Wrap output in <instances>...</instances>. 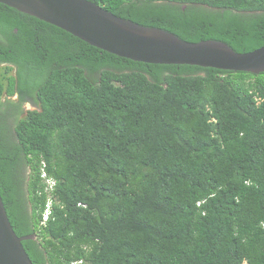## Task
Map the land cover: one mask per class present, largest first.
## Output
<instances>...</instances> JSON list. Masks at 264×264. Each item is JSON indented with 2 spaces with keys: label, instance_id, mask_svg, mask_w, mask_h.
Here are the masks:
<instances>
[{
  "label": "trees",
  "instance_id": "1",
  "mask_svg": "<svg viewBox=\"0 0 264 264\" xmlns=\"http://www.w3.org/2000/svg\"><path fill=\"white\" fill-rule=\"evenodd\" d=\"M90 1L264 46V0ZM0 193L34 264H264V71L131 60L0 2Z\"/></svg>",
  "mask_w": 264,
  "mask_h": 264
},
{
  "label": "water",
  "instance_id": "2",
  "mask_svg": "<svg viewBox=\"0 0 264 264\" xmlns=\"http://www.w3.org/2000/svg\"><path fill=\"white\" fill-rule=\"evenodd\" d=\"M58 26L89 44L131 60L190 64L224 70L264 71V46L235 51L226 42H191L158 27L119 17L90 0H0ZM9 219L0 193V264H34Z\"/></svg>",
  "mask_w": 264,
  "mask_h": 264
},
{
  "label": "clouds",
  "instance_id": "3",
  "mask_svg": "<svg viewBox=\"0 0 264 264\" xmlns=\"http://www.w3.org/2000/svg\"><path fill=\"white\" fill-rule=\"evenodd\" d=\"M31 105H32V104H31ZM32 106H33V105H32ZM33 107H34V106H33ZM44 173H46V176L43 175ZM43 174H42V177L44 178V182L46 183V185H45V191L48 192V195H49V198H48V200H47L46 207H45L44 212H43V215H44V219H43V221H46L47 218L49 217V215H50L51 212H52V202H53V199H52V190H53V187H54V185H55V183H56V180H55L54 177L49 176V175L47 174L46 171H44ZM47 178H52V179L54 180V183H53V187H52V188L49 187V184H50V183L46 180ZM48 208L50 209V211H49L48 217H47L46 220H45V214L48 212ZM81 264H88V263H86V262L84 261V262H82Z\"/></svg>",
  "mask_w": 264,
  "mask_h": 264
},
{
  "label": "built area",
  "instance_id": "4",
  "mask_svg": "<svg viewBox=\"0 0 264 264\" xmlns=\"http://www.w3.org/2000/svg\"><path fill=\"white\" fill-rule=\"evenodd\" d=\"M43 175L46 176V173H44ZM46 180L50 183L49 187L52 188L54 180L52 178H47ZM49 211H50V209L48 208V212L45 214V220L48 217ZM82 262H84V260L80 259V260L73 261L72 264H81Z\"/></svg>",
  "mask_w": 264,
  "mask_h": 264
},
{
  "label": "rangeland",
  "instance_id": "5",
  "mask_svg": "<svg viewBox=\"0 0 264 264\" xmlns=\"http://www.w3.org/2000/svg\"><path fill=\"white\" fill-rule=\"evenodd\" d=\"M17 97H18V95L16 94L14 98H17ZM25 108H26V110H28L29 108L32 109V108H34V107H33L30 103H26V104H25Z\"/></svg>",
  "mask_w": 264,
  "mask_h": 264
}]
</instances>
